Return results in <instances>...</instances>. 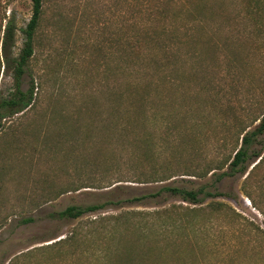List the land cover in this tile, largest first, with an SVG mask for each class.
Instances as JSON below:
<instances>
[{"label": "rangeland", "instance_id": "rangeland-1", "mask_svg": "<svg viewBox=\"0 0 264 264\" xmlns=\"http://www.w3.org/2000/svg\"><path fill=\"white\" fill-rule=\"evenodd\" d=\"M186 1L44 0L22 80L23 91L34 82L33 106L1 122L0 264H145L148 247L152 264H264V213L243 192L264 211V164L252 173L258 160H247L244 171L216 181L241 134L264 114V21L259 32L244 17L240 1H218L224 13L198 26L180 20L168 26L155 16L162 4L174 11ZM30 16V0H0V40L5 22L13 18L14 54ZM152 30L163 34L130 49L129 36L143 41ZM134 59L150 63L152 83L163 88L135 130L138 153L126 132L107 130L110 89L125 87ZM0 66V95H6L12 86L1 56ZM85 104L87 110L78 111ZM255 149L264 152V134ZM140 152L149 156L142 168L164 171L155 179L168 180L130 182L128 168ZM110 185L123 188L118 198L162 186L221 196L192 205L164 193L77 219L57 217L68 206L103 201ZM210 202L222 203L227 213L206 214ZM192 207L202 209L200 226L163 232L157 242L152 236L136 239L133 228L115 238L117 243L108 233L93 234L110 231L113 219L126 213L133 218L131 213H183Z\"/></svg>", "mask_w": 264, "mask_h": 264}, {"label": "trees", "instance_id": "trees-1", "mask_svg": "<svg viewBox=\"0 0 264 264\" xmlns=\"http://www.w3.org/2000/svg\"><path fill=\"white\" fill-rule=\"evenodd\" d=\"M218 1H230L235 3L240 1L244 6V17L248 20L254 21L252 23H255L256 30H259V32L262 30L264 21V0H187L178 10L174 11H170V6L165 3L157 7L155 16H159L157 18L167 22L168 26H172L178 20H180L182 23L184 22L185 26L189 25L190 22H192L193 25L198 26L199 23L211 21L212 18L216 17L217 15L220 17L224 13V10L222 9L223 6H221V2ZM43 2L44 0H30L31 16L26 26L21 29L24 39L21 48L16 54L13 53V50L15 48V34L17 28L13 18H9L3 26L2 37L0 40V56L3 63V73L9 76L11 79L12 88L8 94L0 95V128L2 121L15 115L24 114L33 106L35 90L34 82L31 81L29 88L26 91H23L22 80L26 72L28 62L34 54V38L41 23L43 15ZM182 8L184 10H182ZM161 30L164 31L165 29L162 28ZM161 34H163L162 31L152 30V34L146 36L143 41L137 37L135 38L129 36V47L132 50L133 48L137 47L138 49L142 48L143 45H150V40H158V38L161 37ZM143 60L134 59L128 62L129 79L126 82L125 87L120 88L119 86L113 84L110 89L108 99L109 110L107 130L113 131L115 133L126 132L128 135H130L133 139L131 143L133 148H131L137 153V149L140 148L138 147L140 138L135 130L139 127V125H142L141 117L146 111V106L153 104L154 100L158 98V96L163 92V88H159L158 84L152 83L151 79L154 75L150 76V72L152 71L150 70L151 65L150 63H142ZM153 74L155 73L153 72ZM170 80L173 81L172 78ZM87 108L88 106L85 104L83 106H79L78 111L87 110ZM150 110H153V108L150 107ZM76 125L79 126V123L76 122ZM263 134L264 114L252 130L245 131L241 134V144L239 148L233 152L231 161H227V169L216 177V181H220L225 176H232L237 172L244 171L245 162L253 158L258 161L252 167L251 172L253 173L255 170L259 169L264 164V152L262 149L256 150L255 144L257 139ZM136 155L138 162L142 159L143 163L140 164V166L138 165V162L131 163L133 165L130 164L128 168V176L131 180L130 182L144 184L168 180L155 179L164 171H159L155 168H150L149 170L142 168L149 162L148 155H146L144 152L134 154V156ZM224 164L226 163H218L217 168L222 169ZM118 182H121V180L116 181V183ZM111 186L112 185L109 187ZM122 189L123 188L118 185L112 186L106 193V199L103 201H96L87 205L68 206L64 210L58 212L57 217L77 219L87 213L97 212L110 205L118 206L120 204L141 203L146 199L155 198L164 193L170 196L178 197L182 202L192 205H199L207 198L221 196V193H212L203 189L188 190L173 186H162L154 193H141L139 195L133 194L124 198H118L116 193ZM64 192H68V190L63 191V193ZM243 192L244 195L254 205V207L257 206L258 210L264 213L261 207L256 203L253 196L248 191ZM61 194L62 193L59 192L51 198L54 199ZM206 207L208 210L205 213L208 215L227 213L225 206L222 203L210 202L206 205ZM199 208L200 207L186 208L185 210L188 211H183V213H179L174 210L154 211L152 214H149V216L148 214L145 216H138L139 213H131L134 214L132 216L134 219L130 218V213H126L113 219L110 231L104 232V230H98L93 234L101 235L108 233L106 236H108V238L110 236V241L115 242V238H122L124 234L132 232L131 230L133 228L134 233L137 235L136 239L140 238L142 240H148L149 237L152 236L157 242L158 237L155 236L163 235V232L169 231L168 233H173L175 231L179 232L181 230L192 231L194 228L200 226L201 222L199 220L198 213L202 209ZM24 222H29V220ZM119 228L121 231H118ZM154 228L157 229L158 233ZM90 236L91 233H86L84 238L89 239ZM88 239L87 241H89ZM151 252L152 247L145 249L142 259L144 260L145 264H152ZM125 254L127 258L132 255L129 249L125 252Z\"/></svg>", "mask_w": 264, "mask_h": 264}]
</instances>
